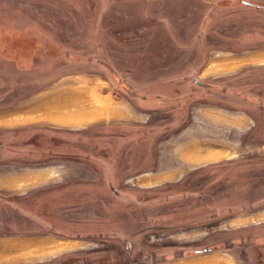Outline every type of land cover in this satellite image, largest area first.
Returning <instances> with one entry per match:
<instances>
[{"label":"rangeland","instance_id":"rangeland-1","mask_svg":"<svg viewBox=\"0 0 264 264\" xmlns=\"http://www.w3.org/2000/svg\"><path fill=\"white\" fill-rule=\"evenodd\" d=\"M9 23L30 28L0 31V244L29 247L3 245L0 264H264V0H0V26ZM182 54L199 72L162 61ZM172 73H201L215 92L156 102L150 80ZM63 88L95 94L112 113L11 121ZM224 90L232 122L246 121L232 127L231 154L141 186L155 142L174 134L171 108L192 120L209 103L224 113ZM129 91L152 98L144 108L156 114L116 118L139 102Z\"/></svg>","mask_w":264,"mask_h":264},{"label":"crops","instance_id":"crops-1","mask_svg":"<svg viewBox=\"0 0 264 264\" xmlns=\"http://www.w3.org/2000/svg\"><path fill=\"white\" fill-rule=\"evenodd\" d=\"M154 12V14H158V11ZM19 25V27H13L11 23L4 24L3 26H0V31H3L6 35L9 36H13L14 34H16V32H29L30 24L21 23ZM35 29L37 31H46L42 25L37 24L35 26ZM23 38L24 36H19V39H17V41H20V45L24 43L28 44L31 41L29 39L26 40L27 38ZM43 41L45 40H38V42L41 43H43ZM59 43L60 42H58L57 44ZM39 47L40 45L37 46V49ZM36 56L38 57V55ZM162 58V61H164L165 64H182L188 62L183 54L172 56L170 58L169 56H163ZM197 60L198 58L196 59L194 57V59H192L188 63L195 64L193 68L199 72V69H201V64H199L200 62ZM37 61H39V59ZM232 62L230 64L234 66L238 61L237 59H234L232 60ZM251 62L255 63L258 61L255 60ZM213 67H208V75L206 76V78L212 77L211 74L213 73H210V71H212ZM230 68L232 69L231 66ZM207 71H205V73L203 74L206 75ZM233 73H236V71H233ZM179 75L172 73V75L164 79H161L160 77L155 75V78L150 80L149 82V85L151 86L150 90H148L149 96L154 97L153 100H155L156 102H160L164 99V97H166L165 100L168 103L171 102L169 104H172L170 107H174L177 106L178 103H182L183 98L180 100H170L167 97H182L185 95L191 96L201 92L214 94L215 91L208 89L210 85H212V83L210 82L213 81H210L211 79L205 80V77H201V73L191 76V81L189 78ZM227 80L228 85H231L232 77H229ZM206 81H208V83ZM186 82H192L190 88H187L185 86ZM217 83H219V81H217ZM59 90H62L64 92L72 89L63 88ZM129 92V94L133 97H136L139 102L134 105L133 108L131 106L130 108L128 107L129 109L127 110L124 107H116V111L118 112L116 118L124 117L130 119L136 117V115L140 116L143 111L148 110L144 108V105L146 101L152 98L148 99L144 94H141V97H137L139 96L138 93L140 94L139 91H137L138 93H136L135 91ZM222 95V101L225 102L223 103V105H225V108H223L224 113L219 110L222 109L221 106H214V104L209 103L207 104L206 109L197 110L194 114V119L192 120L189 115L186 116V110H177L176 108H171V123L169 126L171 127V129H173L172 132L174 134H172L170 138L167 137L163 140H157L155 142V151L153 153L154 158L150 161V165L147 170H145V172L141 173L138 176L140 178L139 183L141 186L152 187L161 185L164 182L178 181L180 177L188 175L190 170L199 168L200 166H202V164L204 165L205 160H210L212 156H216L215 158H220L224 154H231L232 127L235 129L238 126L244 125L246 121L244 119H239L232 122V94H228L224 90ZM20 111L22 113L12 112L10 114L11 121L13 120V118H19L24 120L25 122L29 120H26V116L28 112H30L29 104L24 105L23 109ZM148 111L152 110L149 109ZM104 112V116H102L103 118H109L105 115H107V113H112V111L110 112L106 110ZM154 114H156V111L150 112L149 116H152ZM6 118L7 120H9V116H6ZM148 142L153 143L151 137L148 138ZM3 245L7 246V248H9L8 250L10 251L15 248L28 249L29 247V244H27L26 242H3L2 244H0V249H2Z\"/></svg>","mask_w":264,"mask_h":264},{"label":"bare ground","instance_id":"bare-ground-1","mask_svg":"<svg viewBox=\"0 0 264 264\" xmlns=\"http://www.w3.org/2000/svg\"><path fill=\"white\" fill-rule=\"evenodd\" d=\"M253 59H255V58H253ZM232 63H234V62H232ZM213 64H215V63H213ZM210 66H211V64H210ZM213 66L214 65H212V67ZM215 67H216V64H215ZM229 69H231V68H229ZM58 91H59V95L56 97H53L49 100H46L45 104H37L36 102L29 103L30 112H28V114L26 116V120L30 119V120H38L39 121V120L43 119V120H49V121H53L55 123H57V122L59 123V122L65 121L67 119H70V120L75 119V120L81 121V123H82V122L89 121L95 117H99L101 114V113H98V114L94 115V112H98V111L100 112V111H102L101 109L111 112L112 110H110V109L114 108V106H112L109 109V104L107 101L103 102V103H99L95 94L92 95L89 93H81L77 90H68V91H64V92L62 90H58ZM74 92L78 93V98L76 99V97H75V99L72 100L73 99L72 93H74ZM109 114L110 113H107V115H109ZM184 154H186V153H184ZM56 246L60 247V248L75 247L76 244H71L70 242H62V243L58 242L56 244Z\"/></svg>","mask_w":264,"mask_h":264}]
</instances>
